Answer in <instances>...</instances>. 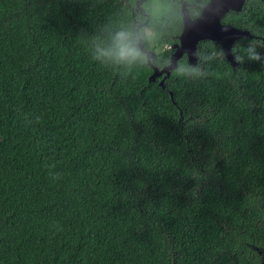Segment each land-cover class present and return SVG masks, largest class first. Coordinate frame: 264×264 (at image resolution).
<instances>
[{
    "label": "trees",
    "instance_id": "1",
    "mask_svg": "<svg viewBox=\"0 0 264 264\" xmlns=\"http://www.w3.org/2000/svg\"><path fill=\"white\" fill-rule=\"evenodd\" d=\"M138 1L0 0V264H261L264 4L162 87L137 26L161 68L207 0Z\"/></svg>",
    "mask_w": 264,
    "mask_h": 264
},
{
    "label": "water",
    "instance_id": "2",
    "mask_svg": "<svg viewBox=\"0 0 264 264\" xmlns=\"http://www.w3.org/2000/svg\"><path fill=\"white\" fill-rule=\"evenodd\" d=\"M143 0H139L136 6L139 7ZM246 0H207L200 5L199 12L196 16L190 13V5L186 2L180 3L181 11V32L178 36V42L172 46V53L169 62L158 68L150 63L154 55V51L146 49L142 44L137 26V45L145 53L147 63L151 66L152 72L149 81H154L157 76H162L158 82L160 86H164V79L169 75L170 70L176 68L177 60L185 55L187 63L195 66L197 62L196 45L201 40H210L219 46L223 52L225 59L232 67L237 65L235 55L232 51L234 42L240 38H251L252 34L245 28L236 27L232 24L222 21V18L230 11L238 12L241 10ZM264 4V0H260ZM143 13V12H142ZM170 96L172 93L169 92ZM262 262L264 264V250L262 251Z\"/></svg>",
    "mask_w": 264,
    "mask_h": 264
},
{
    "label": "clouds",
    "instance_id": "3",
    "mask_svg": "<svg viewBox=\"0 0 264 264\" xmlns=\"http://www.w3.org/2000/svg\"><path fill=\"white\" fill-rule=\"evenodd\" d=\"M117 46L119 49V55L123 58L134 54L132 37L128 33H119L117 35ZM249 58L253 60H259L261 58L260 54L256 51L255 43L248 48ZM223 56V52L220 53ZM236 59L239 61L242 58L237 56ZM195 71V69H193Z\"/></svg>",
    "mask_w": 264,
    "mask_h": 264
},
{
    "label": "rangeland",
    "instance_id": "4",
    "mask_svg": "<svg viewBox=\"0 0 264 264\" xmlns=\"http://www.w3.org/2000/svg\"><path fill=\"white\" fill-rule=\"evenodd\" d=\"M147 32H150V30H148ZM201 41H203V40H201ZM200 42V41H199ZM198 42V43H199ZM198 45V44H197ZM197 45H196V52H197ZM219 47V46H218ZM221 50V49H220ZM224 56V55H223ZM197 59H198V57H197ZM197 63V62H196Z\"/></svg>",
    "mask_w": 264,
    "mask_h": 264
}]
</instances>
